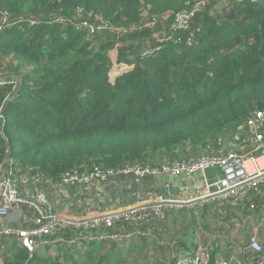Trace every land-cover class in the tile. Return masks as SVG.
<instances>
[{
  "label": "trees",
  "instance_id": "16d2710c",
  "mask_svg": "<svg viewBox=\"0 0 264 264\" xmlns=\"http://www.w3.org/2000/svg\"><path fill=\"white\" fill-rule=\"evenodd\" d=\"M0 25V81L19 82L0 85V171L12 163L32 188L36 179L64 189L67 173L240 150L250 144L247 119L264 110V0H0ZM119 63L132 67L111 80ZM11 91L18 94L6 100ZM77 189L74 201L82 196ZM139 191L123 205L166 193L149 185ZM253 199L254 210L248 199H216L165 209L164 218H119L88 227L89 240L69 224L45 238V250L54 248L50 239H62L56 256L42 247L31 254L13 237L3 264H141L117 248L136 239L148 242L136 251L149 257L144 264H175L182 250L200 247L192 245L199 229L209 264H218V253L248 251L250 230L238 242L234 229L244 220L252 229V214L263 216L264 202ZM74 201H65L70 214L88 207ZM220 229L228 230L227 249ZM98 230L113 237L98 239Z\"/></svg>",
  "mask_w": 264,
  "mask_h": 264
},
{
  "label": "built area",
  "instance_id": "2783aa9c",
  "mask_svg": "<svg viewBox=\"0 0 264 264\" xmlns=\"http://www.w3.org/2000/svg\"><path fill=\"white\" fill-rule=\"evenodd\" d=\"M185 16L182 12L178 13V20L182 21ZM2 29L3 26L0 25V31ZM118 65H120L123 72V67L126 64L119 63ZM18 84L19 82L13 79L0 81V85L5 86L14 87ZM17 94V91H11L7 95L6 100H12ZM246 130L249 132L250 144L243 146L240 150H232L225 154L208 153L199 158L163 165L127 166L119 170H111L108 173L101 171L83 175L67 173L63 178L65 186L81 185L82 193H86V200L89 198V191L93 184H95V187H97L96 184L102 186L106 178L115 176H126V178H130L136 183L142 182L146 177L153 176L162 181L163 189L166 194L169 193L166 199H164L166 194L156 195L143 203L131 204L121 209L105 207V209L93 214L94 216L92 217H87V215L74 217L69 212H66L64 215H60L59 218L57 215L48 214L40 206L29 202V200L27 201V198L20 194L19 186H23L24 191L29 193L32 189H36V183H39L40 180H33L34 186L33 188L30 187L27 184V178L20 174L18 169L10 163L8 169L5 168L6 170L0 171V237H16L21 246L32 254L47 242L45 238L51 237L55 232L69 224L77 225L82 229L79 231L78 237L81 238L79 240H83L82 238L89 240L94 238L89 233L88 227L90 226L100 228L104 223L107 226H112L114 220L119 218L144 220L150 215L164 218L166 216L165 209L188 207L187 202L189 201H193L191 205H196L205 200L232 199L237 202L248 199L251 200V207L254 210L256 209V202H254L253 197L259 198L264 202V110L256 111L252 117L247 119ZM214 167L220 168L222 175L211 180L207 177L206 171ZM178 179H182L178 186L182 196H176L178 199L175 201L177 204H175L171 196V188L175 185L174 181ZM184 193H188L192 199L184 198ZM195 193H198L199 196L192 197ZM31 197L34 198L36 195L32 193ZM96 197L99 200V197ZM88 200L89 206L86 208L87 210H91L96 207V204H99L94 202V200L97 201L94 197ZM38 201L42 203L41 200L38 199ZM24 203L34 204L38 216L34 221H28L20 215L19 221H12V218L9 217L11 210L19 208ZM259 220L264 223V210L263 216ZM25 221L30 222V226L27 223L24 224ZM245 221L243 222L245 223ZM81 226H84V228ZM136 232H138V229H136ZM203 233L204 231L199 229L197 231L198 237L192 243L193 248L198 245L200 247L193 251L191 248L182 250L178 254L175 264H209L211 253L207 248L208 243L200 242ZM78 237H72L70 242H75ZM101 237H113V235L99 231V235L96 238L100 239ZM250 237L251 239L248 240V251H246L244 256H241L240 252H235L229 258H224L223 253H218L216 256L218 264H236L237 260L240 261L239 264H264V255L260 259L254 258L264 252V242L261 243L257 239V234ZM61 240L59 238L50 239L54 245L53 250H55L56 246L61 245Z\"/></svg>",
  "mask_w": 264,
  "mask_h": 264
},
{
  "label": "rangeland",
  "instance_id": "374dc122",
  "mask_svg": "<svg viewBox=\"0 0 264 264\" xmlns=\"http://www.w3.org/2000/svg\"><path fill=\"white\" fill-rule=\"evenodd\" d=\"M113 52H115V51L111 50V55H113ZM127 65H125L123 67V72L127 71V69H130L132 67L129 64H127ZM121 72L122 71H121L120 65L116 64L111 69L110 74L121 73ZM209 173H210V171H209ZM129 180H131V179L126 178V176H115V177H110V178L108 177V178H106V181H105V183L102 184V186H100V184H96L97 187H95V184H93V187L89 191L90 195H89L88 199L94 197L99 204H102L104 206L106 205V207H112L114 209H121V208H125L127 206H130L131 204L123 205L124 200L127 199L126 196L130 195L132 193L135 196H139L141 191H139V189H133L129 183H131L132 185L137 184V183L134 180L132 182H128ZM148 180L149 181H155V182L159 183V180H157L155 178L154 179H148ZM128 185H130V188L128 187ZM110 186H111V188H109ZM80 187H81V185H73V186L67 185V187H64V189H60V188L51 189L46 185H40V183H36V189H32L31 192H29V193L24 191L23 186H19V189L18 188L17 189L19 190L21 195H23L27 198V201L29 200V202L40 206V208L43 209L44 211H46L48 214L57 215V217L60 218V215L62 216V215H64V213H66L68 211V208L65 204V201L67 199H70V197L72 195V191H74V189H77V188L79 189ZM162 187L164 188L163 183H162ZM78 189H77V191H78ZM162 191L164 192L165 190L162 189ZM26 193H28V194H26ZM32 193L36 195V198L31 197ZM82 194L86 195V193H82ZM134 195H131V196H134ZM153 195H155V193ZM168 195H169V193L164 195V197H165L164 199H166V197ZM38 196H40L41 199H44L43 203L38 201V199H37ZM96 196L99 197L100 201L98 200V198ZM171 196H172V199L174 200L173 203L177 204L175 201L178 199L177 197H179V196L176 197V195H173L172 193H171ZM194 196H199V194L195 193L192 195V197H194ZM120 198H123V199H120ZM149 198L150 197H147L146 199L135 202V203H143L144 201L148 200ZM184 198L192 199L190 197V195H185ZM31 203H24V204L20 205L19 208L12 209L9 217L10 218L13 217L14 219H17L16 221H19L21 216H23V218H26L28 221H32V220L34 221V219H36V217L38 216V212L36 210L35 205L31 204ZM86 203H88V206H89V200ZM135 203H133V204H135ZM187 203H188L187 206H191L193 201H189ZM19 215H21V216H19ZM92 216H94V215L93 214L87 215V217H92ZM255 217L256 216H254V214H252V217L250 219V223L254 226L252 229L246 228L247 226L244 228V222L236 224L234 239H236L238 242H240L241 241L240 235H242L243 231L245 232V231L250 230L249 236H247V238H246L247 241L251 239V237H250L251 235L257 234V239H259V241L261 243L264 242V235H262L258 232V229H261L262 231H264V225L261 221H259ZM170 225H172V224H170ZM211 229H209V230H211ZM219 231L220 232H216V235L219 236V237H217V239L221 242L223 248L227 249L228 248V241L226 239L227 236L222 235V231H224L225 233H228V230L227 229H220ZM9 239L10 238L4 237L3 242H2V244H4V247H7V249H8V245H9ZM145 243H148L146 239H136V240H132L130 242L123 243L120 246H118L117 248H118V251L120 252L121 256L123 258H125L126 260H129L130 262H133V263L139 262L141 264H144L145 263L144 261H148L149 257H147L145 255V253L144 254H141L140 252L136 253V251L139 247H141ZM153 243L155 244L156 242L154 241ZM210 243H213V240H211ZM149 245L151 246V243L148 244L147 246H144V247L149 248ZM39 249H41V247ZM42 251H45V252L49 253L50 255H54V253H55L54 256H56L59 253L58 246L55 247V250H53V249L45 250L44 247H42ZM236 252H238V251H236ZM146 258H147V260H145ZM157 262L158 261L156 258L155 261H149V264L157 263ZM239 263H240V261L237 260L236 264H239Z\"/></svg>",
  "mask_w": 264,
  "mask_h": 264
},
{
  "label": "crops",
  "instance_id": "0c3cea01",
  "mask_svg": "<svg viewBox=\"0 0 264 264\" xmlns=\"http://www.w3.org/2000/svg\"><path fill=\"white\" fill-rule=\"evenodd\" d=\"M113 75V76H112ZM118 76L117 73H112L110 74V78L111 79H115L116 77ZM215 170V171H214ZM210 171V173H209ZM207 175L208 177H213L212 180L216 179V177H219L222 175V171L220 170V168L218 167H215L214 169H210L207 171ZM133 180H129L128 182H132ZM182 179H178V180H175L174 181V184L177 186L176 189L177 191L179 192L178 190V186L179 184L181 183ZM125 182V181H124ZM162 181L160 180L159 183L158 182H155V181H149V180H146V179H143L142 182H139L137 183V186L139 187V189H146V187L149 185V186H153L154 188H158V189H163L162 187ZM131 186L132 184L129 183ZM130 185H128V187L130 188ZM111 188V186L109 187ZM74 191H76V189H74ZM81 194V193H80ZM183 195H189L188 193H184ZM79 197V196H78ZM86 195H83L80 197V199H78L77 201H74L73 198H70V200L74 201V202H77V203H80L81 201H85L86 200ZM127 199L124 200V202L126 201ZM123 202V204H124ZM106 206V205H105ZM104 207V206H103ZM97 211H99V209H97L96 207H94L93 209L91 210H87L86 208L83 210L81 208H77V210H75L74 212L72 211L71 212V215L74 216V217H81L83 215H88V214H95L97 213ZM20 216V215H19ZM17 219H14L12 217V221H16ZM30 224V222H26L24 224ZM3 238L4 237H0V264H3V262L5 261L4 259V256H5V250H7V247H4V244H2L3 242ZM8 238V237H7ZM9 238H13V237H9ZM15 238V237H14ZM10 241V239H9Z\"/></svg>",
  "mask_w": 264,
  "mask_h": 264
},
{
  "label": "clouds",
  "instance_id": "9594fccd",
  "mask_svg": "<svg viewBox=\"0 0 264 264\" xmlns=\"http://www.w3.org/2000/svg\"><path fill=\"white\" fill-rule=\"evenodd\" d=\"M124 64V63H123ZM127 65V64H126ZM129 70V69H128ZM122 73V72H121ZM121 73H117L118 75H120Z\"/></svg>",
  "mask_w": 264,
  "mask_h": 264
}]
</instances>
